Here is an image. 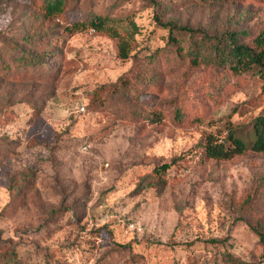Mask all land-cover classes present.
Wrapping results in <instances>:
<instances>
[{"label": "rangeland", "instance_id": "374dc122", "mask_svg": "<svg viewBox=\"0 0 264 264\" xmlns=\"http://www.w3.org/2000/svg\"><path fill=\"white\" fill-rule=\"evenodd\" d=\"M35 1L0 0V264L257 261L264 154L207 160L202 146L249 131L264 78L190 64L157 20L251 44L264 0H67L57 17Z\"/></svg>", "mask_w": 264, "mask_h": 264}, {"label": "trees", "instance_id": "16d2710c", "mask_svg": "<svg viewBox=\"0 0 264 264\" xmlns=\"http://www.w3.org/2000/svg\"><path fill=\"white\" fill-rule=\"evenodd\" d=\"M67 0H36L35 6L47 17L59 16L66 5ZM37 2V3H36ZM154 4V1H153ZM112 19L91 15L88 26L95 31H104L112 36L111 27H108ZM158 24L168 32L167 43L171 50L178 57L184 58L193 65H206L219 69H229L234 73L242 71H256L264 78V31L259 33L251 44L242 43L236 34L226 33L222 38L209 37L199 30L188 27H177L175 23ZM85 26V23H73L67 28L68 32L77 31ZM132 27H136L134 23ZM181 30L187 34L188 41L186 46H182L178 37L173 36L174 30ZM120 54L126 57L124 45L121 43ZM12 61L19 62L21 65H29L26 58L17 56ZM8 68V66L6 67ZM78 111V107L76 108ZM185 120L184 114L179 107L174 109V121L182 125ZM83 145H87L83 143ZM264 154V112L258 114L251 122L248 132L242 129L234 130L228 128L227 134L222 137L207 135L202 146V154L207 160H230L244 152ZM171 166L162 164L155 168L154 172L165 171ZM258 242L262 245V251L257 261H244L233 256L228 257L227 264H264V230L257 231Z\"/></svg>", "mask_w": 264, "mask_h": 264}, {"label": "built area", "instance_id": "2783aa9c", "mask_svg": "<svg viewBox=\"0 0 264 264\" xmlns=\"http://www.w3.org/2000/svg\"><path fill=\"white\" fill-rule=\"evenodd\" d=\"M78 111H80V112H84V106L81 105V106L78 108ZM83 149L86 150V149H87V145H83Z\"/></svg>", "mask_w": 264, "mask_h": 264}]
</instances>
